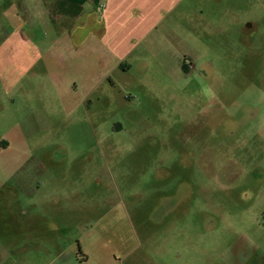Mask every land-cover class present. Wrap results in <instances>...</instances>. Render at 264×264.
Returning a JSON list of instances; mask_svg holds the SVG:
<instances>
[{"label": "rangeland", "instance_id": "374dc122", "mask_svg": "<svg viewBox=\"0 0 264 264\" xmlns=\"http://www.w3.org/2000/svg\"><path fill=\"white\" fill-rule=\"evenodd\" d=\"M156 17L130 70L0 30L1 263L264 264V0Z\"/></svg>", "mask_w": 264, "mask_h": 264}, {"label": "crops", "instance_id": "0c3cea01", "mask_svg": "<svg viewBox=\"0 0 264 264\" xmlns=\"http://www.w3.org/2000/svg\"><path fill=\"white\" fill-rule=\"evenodd\" d=\"M184 3L185 0H19L4 9L0 4V30L9 41L14 40V31L25 34L26 30L45 29L52 45L70 56L75 54L74 46H91L89 51L105 47L117 60L116 68L130 70L138 47L153 30L156 16ZM34 42L38 47L35 38ZM59 259L56 254L51 264H57Z\"/></svg>", "mask_w": 264, "mask_h": 264}, {"label": "flooded vegetation", "instance_id": "af4514ba", "mask_svg": "<svg viewBox=\"0 0 264 264\" xmlns=\"http://www.w3.org/2000/svg\"><path fill=\"white\" fill-rule=\"evenodd\" d=\"M185 71H187V69H185ZM8 188L4 187V185H1L0 184V213L3 212L4 210V204L7 203L8 201V194H9V191H7Z\"/></svg>", "mask_w": 264, "mask_h": 264}, {"label": "trees", "instance_id": "16d2710c", "mask_svg": "<svg viewBox=\"0 0 264 264\" xmlns=\"http://www.w3.org/2000/svg\"><path fill=\"white\" fill-rule=\"evenodd\" d=\"M184 68L187 69V68L185 67V65H184Z\"/></svg>", "mask_w": 264, "mask_h": 264}]
</instances>
